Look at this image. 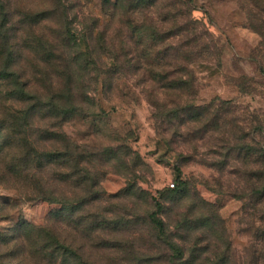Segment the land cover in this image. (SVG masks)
<instances>
[{"label": "rangeland", "instance_id": "obj_1", "mask_svg": "<svg viewBox=\"0 0 264 264\" xmlns=\"http://www.w3.org/2000/svg\"><path fill=\"white\" fill-rule=\"evenodd\" d=\"M150 3L0 0V264H264V0Z\"/></svg>", "mask_w": 264, "mask_h": 264}, {"label": "trees", "instance_id": "obj_2", "mask_svg": "<svg viewBox=\"0 0 264 264\" xmlns=\"http://www.w3.org/2000/svg\"><path fill=\"white\" fill-rule=\"evenodd\" d=\"M136 1H137V4H136L135 7H137V5H138V7L142 8V9H146L147 7H149L152 4V3H150V1L153 2V0H136ZM9 75H11L9 72H5L3 75H1V78L5 79ZM15 93L18 95V94L24 93V90L21 87H17L15 89ZM16 94H13V95H16ZM20 96L24 97V95H20ZM16 98H18V97H16ZM5 113H7V115L9 117L13 118V119H17L18 120V119L22 118L21 115L18 116V115L15 114V112L10 113L9 111H7ZM6 121H9V120L6 119V115L3 116V117H0V122H2V124L0 125V130L1 131L5 130V128H7V126L6 125L4 126V124H3ZM13 133L16 134V135L19 134V137L24 141L25 146H28L27 145V138H26V136L24 134L20 135V132H18V131L17 132L14 131ZM7 134L8 133H1L0 132V144L2 142L1 139L2 138H6ZM9 135H10V133H9ZM0 147L2 148L1 145H0ZM1 148H0V151H1ZM31 152L33 154L36 153V155H38V153H39L38 150H34L31 147H29V148L28 147H23L17 154H15V157H13V159L18 161L19 163H23V162L26 163ZM1 169H3V166H2ZM174 185L175 184L173 183V187H174ZM42 198L45 199L43 196H42ZM155 206H156V209H159V204L158 203H155ZM151 219H152V221H154L157 224V226L161 227V223L159 221H156L154 218H152V215H151ZM41 231L42 230L39 229L40 233H41ZM47 237H49L51 239V241H46L45 240V243H42L39 246V248L37 249L36 252H38L39 249L43 250V251L46 250V251H48V254L52 255L57 250L56 246L58 245V240H57L56 236L53 235L52 233L47 234ZM23 247H24V250H25V246L24 245H23ZM25 253H26V256H24V259L25 258H29V255L27 256V252H25Z\"/></svg>", "mask_w": 264, "mask_h": 264}, {"label": "built area", "instance_id": "obj_3", "mask_svg": "<svg viewBox=\"0 0 264 264\" xmlns=\"http://www.w3.org/2000/svg\"><path fill=\"white\" fill-rule=\"evenodd\" d=\"M169 185H170V187H173V183H170Z\"/></svg>", "mask_w": 264, "mask_h": 264}]
</instances>
